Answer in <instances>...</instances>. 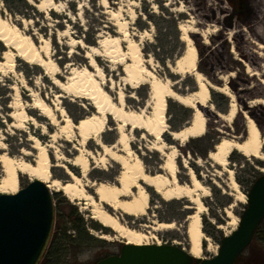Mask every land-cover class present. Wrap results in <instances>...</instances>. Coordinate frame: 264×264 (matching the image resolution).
<instances>
[{
	"label": "rangeland",
	"instance_id": "1",
	"mask_svg": "<svg viewBox=\"0 0 264 264\" xmlns=\"http://www.w3.org/2000/svg\"><path fill=\"white\" fill-rule=\"evenodd\" d=\"M32 5L35 9L27 8L22 2L11 3L9 0H0V15L9 18L20 27H25V31L31 35L37 45L44 46L45 39H48L47 49L60 67L62 75H59V78L63 81L66 80L70 70L68 63L84 64L88 60L84 55L87 51H93L91 46L98 47V40H107V44L110 45L112 44L110 38L118 37L124 48L127 40H122L125 39L122 32L126 30L129 38L140 44L143 57L150 60L147 66L153 68L158 75L168 77L174 83L173 88L185 94L195 89L194 77L185 74L182 76L183 79L176 80L170 76L177 74L171 71L170 66H174L176 58L187 47L182 39V30L178 26L180 23H185L187 19L193 18L194 25L207 36L208 42L204 44L200 34H190L197 51L196 68L213 85L222 86L225 82L229 85L237 96L238 108L235 116L231 120H223L216 115L215 112L220 114L228 112L231 99L225 93L209 88L208 105L198 106L206 118L205 131L202 135L183 142L172 138L169 131L178 130L188 124L193 116V109L169 98L165 111L168 131L162 134V139L166 143L164 151L154 150L155 138L142 129L132 131L130 145L141 157L147 169L160 171V165L167 158H173L177 165V176L180 182H189L187 174L189 166L195 175L210 188L209 193L201 197L206 206L201 214V228L210 237L212 245L217 248L220 235L229 234L236 228L239 215L246 203L236 199L229 186L225 168L212 161L208 153L214 150L215 144L222 138L242 140L245 137L246 124L242 111H246L255 120L264 138V105L256 102V100L264 99L262 83L264 77L250 75L249 69L247 70L243 63L245 61L250 68L254 67L258 60L264 59V49H259L257 46L254 52L244 54L240 51L243 35L236 33L228 38L227 32L238 23L247 25L258 20L264 21V0H244L242 10L238 14L234 13L229 0H107L106 4H103L101 0H56L54 7L48 4H41L39 8ZM165 10L170 14L165 13ZM151 14L158 16L157 19L160 18L158 19L159 28L149 18ZM173 17L178 18L175 25ZM75 40H80L81 44H76ZM98 48L100 51L104 47L101 45ZM5 49L7 47L0 42V61L6 60L2 58ZM98 58L106 78L114 80L113 94L115 95V91L123 87L128 106L135 109L144 107L148 99V84H142L137 88L123 84L120 80L123 73L121 66L116 65V68L112 70L111 63L105 56L101 55ZM220 76H225L226 80L221 79ZM213 92H219L227 97L228 102L223 107L224 110L217 107ZM57 93L64 95L58 99ZM38 97L45 98L46 102L53 107L57 104L62 106L73 122H77L88 114L85 106L90 103L89 100L62 92L45 75L42 67L15 56L13 68L8 65L0 67V135L4 142V148L0 149V153L6 152L33 162L32 154L35 150L28 140L29 132L39 137L41 142L46 143L50 140L49 133L55 129L54 126L49 125L47 118L38 116L40 114L38 109H28L35 105V99ZM21 106L27 109L30 116L37 117L38 125L35 126L30 120L24 121L22 129L9 125L13 120L9 114L19 111ZM181 106L189 108L187 117L183 115ZM93 110L94 108H91L90 112ZM40 124L47 125L45 134L41 133ZM115 125V121L108 115L104 131L100 135L102 142L106 144L115 142L117 137ZM76 141L78 137L74 135L71 141H65L61 137L55 143L66 158H72L76 153L72 145ZM85 146L96 150L97 153L101 152L100 147L92 139L88 140ZM21 149L30 151L31 156L23 155ZM50 159L53 163L51 177L68 180L69 177L64 168L54 165L55 159L52 152ZM227 159L226 166L233 170V177L239 189L245 194L254 179L264 172V160L245 156L234 149L228 154ZM184 163L187 166H184ZM66 165L80 176L84 183L95 180L111 181L117 184L115 178L120 171V166L110 158L107 159L106 164L91 160L87 172L82 175L79 167L68 162ZM29 180L28 175L21 174L19 186L26 185ZM144 186L149 194V208L146 216L135 218L122 213L123 221L134 227L149 223L148 220L173 221L174 228L155 233L162 242H174L187 250L186 217L192 212L193 209L189 207L193 204L186 198L164 200L151 187ZM49 190L53 196L56 216L50 241L58 236L59 227L68 229L66 233L70 235L69 238L67 237L69 241L77 235L73 223L66 218L70 206L76 210L80 228L83 229L81 231L95 238L80 244L71 241L68 244V251L60 256L57 264H93L106 255L119 252L122 239L113 237L114 233L110 228H108L109 231L102 230L101 228L105 227L90 216V209L84 208L83 200H70L60 190ZM86 190L93 193L88 186ZM104 205L106 207V204ZM227 207H230L236 216V223L233 222L232 216L226 215ZM93 224H97L98 227ZM261 229L264 230V225ZM81 234L78 236L81 237ZM102 234H109L111 238H103ZM50 245L51 242L48 246ZM203 246V252L197 258L214 255L212 250L206 249V242H203ZM43 256L38 264H48L46 256ZM258 261L264 264V240L254 236L237 259V264H256Z\"/></svg>",
	"mask_w": 264,
	"mask_h": 264
},
{
	"label": "bare ground",
	"instance_id": "2",
	"mask_svg": "<svg viewBox=\"0 0 264 264\" xmlns=\"http://www.w3.org/2000/svg\"><path fill=\"white\" fill-rule=\"evenodd\" d=\"M28 1L38 8L41 4L56 6V0ZM101 1L103 4L107 3V0ZM178 28L182 30V39L186 42L187 47L176 58L174 66L168 65L171 71L181 76L190 74L194 77L195 89L185 94L176 91L173 88L174 83L168 77L158 75L153 68L147 66L150 64V60L143 57L140 44L129 38L126 30L122 32L125 35V39L122 40H127V45H124V48L118 37H111L112 44L110 45L107 44V40L101 41L100 39L101 42L98 40V47L102 45L104 48L99 51L98 47L91 46L93 51L86 52L84 57L88 60L82 65L68 63L70 70L66 80L63 81L59 78V75H62L60 67L47 49L48 39H45V45L41 47L25 31V27H20L9 18L0 15V42L7 47L2 53V58L6 60L0 61V67L8 65L13 68L14 57H20L26 62L35 63L42 67L45 75L62 92L90 101L85 106L88 114L78 119L77 122H73L62 106L57 104L53 107L46 102L45 98L38 97L35 99V105L28 109H38L40 111L38 116L47 118L49 125L54 126L55 129L49 133L50 140L46 143L41 142L39 137L29 132L28 140H30V146L34 148L35 152L32 154L26 149H21V153L27 157L32 154L33 162L6 152L0 153L2 170L0 192L15 193L19 188V177L21 174H26L29 179L41 180L49 189L62 191L70 200H83L84 208L90 209V216L103 226L110 228L114 233L113 237L133 244L161 243V239L155 232L174 228L175 223L173 221L148 220L149 223L134 227L123 221V217L116 215L120 211L135 218L146 216L149 208V194L144 185H147L164 200L186 198L193 204L192 207H189L193 210L187 215L185 225L188 240L187 250L191 255L201 256L203 242H206L207 250L216 253V246L212 245L210 237L201 228V214L206 209L201 197L207 195L210 188L195 175L189 166L187 172L189 182H180L177 176V165L173 158H167L160 165V171L147 169L141 157L130 145L132 131L142 129L155 138L154 150L164 151L166 143L162 139V134L168 131L165 111L169 98L193 109V116L188 124L178 130L169 131L172 138L183 142L198 137L205 131L206 118L198 106L205 107L208 105L209 88L221 91L231 99L228 112L221 113L219 118L231 120L235 116L238 108L237 96L229 85L226 82L222 86L213 85L196 68L197 51L190 34H200L204 44L208 42L207 36L194 25L193 18L187 19L185 23H180ZM231 34V32H227V37L229 38ZM75 42L81 44L80 40H75ZM258 48L264 49V44H258ZM101 55L105 56L106 60L111 63L112 70L116 68V65L121 66L123 73L120 80L123 84L132 88L148 84V99L144 107L135 109L128 106L123 87L116 90L115 95L113 94L114 80L106 78L98 61V57ZM243 63L248 70L250 65L245 61ZM220 78L226 80L225 76H220ZM262 83L264 84V81ZM63 95V93L56 94L58 99ZM256 102L264 105V99L256 100ZM91 108H94L92 112H90ZM242 114L246 124L245 137L242 140L220 139L215 144L214 150L209 151L208 157L225 168L228 173L229 186L236 199L244 202L246 196L239 189L238 183L233 177V170L226 166L227 156L234 149L245 156L264 160V138L255 120L246 111H242ZM9 115L13 117L9 123L13 128L22 129L26 120H30L35 126L38 125L37 117L30 116L23 106L20 107L19 111ZM108 115L115 121L117 131L116 140L111 144H106L100 140ZM40 126L42 127L41 133L45 134L47 125L40 124ZM74 135L78 137V141L72 145L76 153L72 158H66L59 151L55 141L61 137L65 141H71ZM90 139L94 140L100 147V153L85 146V143ZM3 148L4 142L0 135V149ZM51 152L55 159L54 165L64 168L69 177L68 180L63 181L51 177L53 167L50 159ZM108 158L120 166V171L115 178L117 184L109 181L84 183L82 178L66 165L68 162L79 167L82 175L87 172L91 160L106 164ZM184 166H187L186 163ZM216 183L220 185L218 182ZM86 186L92 188V194L86 190ZM104 204L112 209L115 214L110 213ZM225 212L227 216H232L233 222L236 223V216L231 208L227 207ZM101 237L111 238L109 234H102Z\"/></svg>",
	"mask_w": 264,
	"mask_h": 264
},
{
	"label": "water",
	"instance_id": "3",
	"mask_svg": "<svg viewBox=\"0 0 264 264\" xmlns=\"http://www.w3.org/2000/svg\"><path fill=\"white\" fill-rule=\"evenodd\" d=\"M245 195L246 204L236 228L220 237L214 255L199 258L197 264H236L238 256L251 243L264 220V172L254 179ZM116 215L123 217L120 211ZM54 216L52 193L39 179H30L15 193L0 192V264H38L47 248ZM195 258L174 242L122 241L118 253L106 255L93 264H193Z\"/></svg>",
	"mask_w": 264,
	"mask_h": 264
},
{
	"label": "trees",
	"instance_id": "4",
	"mask_svg": "<svg viewBox=\"0 0 264 264\" xmlns=\"http://www.w3.org/2000/svg\"><path fill=\"white\" fill-rule=\"evenodd\" d=\"M11 3L12 2H22L27 8H31V9H35L34 6L29 3L27 0H9ZM230 1V5L233 7L234 9V13L238 14V12H240L242 10V7L244 5V0H229ZM165 13H168L167 10H165ZM158 16L156 15H149V18L153 21V23L155 24V26L157 28H159V24H158ZM161 17V16H160ZM161 19H164L163 17H161ZM173 19V23L174 25L177 24V19L178 18H172ZM178 26V25H177ZM182 43V42H180ZM173 79H183L182 76L179 74H173L170 75ZM213 96L216 99V105L220 110H224V106L227 104L228 99L225 95L219 93V92H213ZM183 115H185L186 117L189 115V108H184L183 106H181ZM62 201V200H60ZM57 214V213H56ZM66 215V214H65ZM77 213L76 210L74 208H72L70 206V208H68V212L66 215V218L69 219V221H71V223H73V226L75 227V229L77 230V235L74 238H71L70 241L67 239V237L69 238L70 235L68 233H66L68 231V229L66 228H60V231L58 232V236H56L55 238H53L51 241L49 240V243L51 242L50 246H47L46 250H45V255L46 256V260L48 261V264H57L59 261V258L62 254L66 253L69 249V243L75 242L76 244H80V243H87L88 240H94L95 238H93L92 236L88 235L87 232H82L79 225V219L76 217ZM60 216V215H59ZM55 222H56V216H55ZM262 225H264V220L261 221V223L259 224V226L256 229V232L254 234V236H259V238L261 240H264V230L261 229ZM83 230V229H82ZM208 233H210L209 231H207ZM82 233V234H81ZM80 234L82 235L81 237ZM222 235H220L221 237ZM101 241V240H100ZM49 247V248H48ZM44 257V256H42ZM240 258V256L238 257ZM237 258V259H238ZM199 261V259H194V264H197V262ZM50 262V263H49ZM256 264H261V262H257Z\"/></svg>",
	"mask_w": 264,
	"mask_h": 264
},
{
	"label": "clouds",
	"instance_id": "5",
	"mask_svg": "<svg viewBox=\"0 0 264 264\" xmlns=\"http://www.w3.org/2000/svg\"><path fill=\"white\" fill-rule=\"evenodd\" d=\"M228 32L234 36L236 33L243 35L240 51L244 54L254 52L258 44L264 43V21H254L250 24H237ZM248 72L255 76L264 77V59L258 60L254 67L249 68Z\"/></svg>",
	"mask_w": 264,
	"mask_h": 264
},
{
	"label": "flooded vegetation",
	"instance_id": "6",
	"mask_svg": "<svg viewBox=\"0 0 264 264\" xmlns=\"http://www.w3.org/2000/svg\"><path fill=\"white\" fill-rule=\"evenodd\" d=\"M95 227H98V225L97 224H93ZM102 230H104V231H109L108 230V228H101ZM236 264H237V261H236Z\"/></svg>",
	"mask_w": 264,
	"mask_h": 264
}]
</instances>
